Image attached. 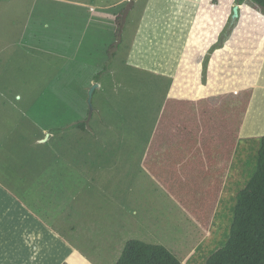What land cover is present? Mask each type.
Wrapping results in <instances>:
<instances>
[{
  "label": "rangeland",
  "instance_id": "374dc122",
  "mask_svg": "<svg viewBox=\"0 0 264 264\" xmlns=\"http://www.w3.org/2000/svg\"><path fill=\"white\" fill-rule=\"evenodd\" d=\"M236 4L0 0V181L93 264H116L133 238L166 246L181 264H205L228 239L237 195L255 170L264 133L256 135L258 130L252 131L249 123L238 135L240 119L251 108L250 87L256 82H248L246 97L243 92L237 101L234 96L240 91L232 90L242 91L243 84L232 76L234 71L255 76L259 61H247L257 47L255 37L264 31L257 26L264 15L244 3L238 22L222 36ZM220 38L225 43L214 50ZM229 39L236 53L228 69L229 83L239 87L219 93L224 88L215 90V83L222 84L224 76L218 65L225 64ZM112 51L116 56L98 81L101 87L93 97L89 126L70 128L87 119L88 90ZM260 89L263 99V84ZM192 96L200 99L203 111L206 106L210 112L214 104L213 121L210 113L189 123ZM226 107L231 109L228 115L238 117L237 133L229 134V144L225 136L223 141L210 136L231 128L220 125ZM198 133L203 142L195 169L207 166V181L218 178L224 186L208 230L170 193L168 177L158 184L142 163L144 152L155 149L147 158L155 164L160 160L162 174L177 179L181 157L172 149L185 150L179 154H186L184 161L192 159L189 155L196 152L188 149L195 148Z\"/></svg>",
  "mask_w": 264,
  "mask_h": 264
},
{
  "label": "trees",
  "instance_id": "16d2710c",
  "mask_svg": "<svg viewBox=\"0 0 264 264\" xmlns=\"http://www.w3.org/2000/svg\"><path fill=\"white\" fill-rule=\"evenodd\" d=\"M235 2L240 5L250 3L264 15V0H235ZM224 43L225 40L220 38L215 44L214 50L221 48ZM115 46L118 48L120 43H117ZM115 56L116 52L112 51L104 69L95 74L94 78L97 82L102 79L103 71L109 69ZM208 60L209 58H207L205 66L203 67V76L205 80L208 70ZM96 90L94 94L97 93ZM241 95L242 92L240 91V94L237 95L239 97L234 96V99L238 98L237 101H240ZM203 98L207 97H201V99ZM231 108L237 111L233 109L234 107L231 106ZM230 111V108H226V118L224 117L225 120L224 122L222 120L220 125L223 123V125L226 126L230 125L231 128L225 127V134L221 133L220 135L218 134L219 136H216L217 134L212 133L210 135L214 138L216 136V138L218 137L222 141L224 140L222 135H224L228 139V144L231 142L229 134L235 136L237 133L235 126L238 120L236 114L231 113L228 115ZM220 114L221 112L217 117ZM215 115V113H211L209 115L210 120L213 121L212 118H214ZM240 121L241 124L237 127L239 128L238 135L243 125V120L240 119ZM87 126H89L87 119L70 124V128L80 130H86ZM59 129L63 130L60 127L57 128V130ZM192 132H196V129L192 130ZM183 135H185V133H183ZM191 135L192 134H189L188 136ZM208 139H210V137ZM183 140L185 141V138ZM261 141L262 143L258 151L255 170L251 173L246 186L237 195L228 239L220 249H216L217 251L215 250L206 259L205 264H264V136H262ZM202 142L203 135L198 133V135L194 137L195 148L188 149L192 152H196V154L189 155L192 156V159H185L184 161V156L186 154L181 156L177 154V158L181 157V159L177 160L178 165L181 166V174L177 179L162 174L161 170L158 168L159 164L153 163L151 158L145 160L144 166L154 175L153 177H155L160 184H163L162 179L165 180V178L168 177V181L170 182L168 184L170 193L177 197L178 201L191 213L194 220L203 230H208L212 225L224 186H221L222 180L220 181L218 178L214 182L207 181V176L205 177V172L207 175L208 170L207 166H205L204 169H195L198 158V147H200ZM205 148L207 149L208 147H203L202 149L205 150ZM173 151L178 152L176 149H173ZM207 155L206 153V156ZM220 188V193L216 195L212 193V191L217 192ZM62 264L69 263L63 262ZM116 264H181V261L171 250L162 244L150 243L133 238L127 241Z\"/></svg>",
  "mask_w": 264,
  "mask_h": 264
},
{
  "label": "crops",
  "instance_id": "0c3cea01",
  "mask_svg": "<svg viewBox=\"0 0 264 264\" xmlns=\"http://www.w3.org/2000/svg\"><path fill=\"white\" fill-rule=\"evenodd\" d=\"M160 2L161 1L157 2V4ZM257 26H262L264 29V21L261 20L258 22ZM255 39L257 40V47L254 49L250 59L247 61L248 63L254 60L259 61L254 74L255 76L252 74L250 77H247L243 76L238 71H234L235 74L232 78L238 80L239 82L241 81L243 85L240 87L237 86L238 84H233L234 86L230 85L229 73L231 71H228V69L231 68V66H234L233 63L236 53L234 48L231 46V41L229 39L226 49H224L226 53V60H222L225 61V64L218 65V67L220 66L219 68L222 76H224V79L222 84L218 82L215 83V90L224 88V91L219 92L222 93L231 91V86L232 88L239 87L242 91L240 89H233V94L241 91L242 93L244 92L243 97H246V84L252 80L253 82H256V84L254 83L250 87L251 91L249 92H251L252 99L250 102L251 106L249 104L248 108H251L246 110L241 131L243 130L244 124L249 125V123H251V130H258L256 135H261L260 132L264 131V98H260V88H262V84L264 87V31L255 37ZM245 41H249V39ZM226 51H228V53ZM242 63L244 66L246 65V61H243ZM211 67H213V71L210 72V77L214 82L213 78L217 76L215 75V61ZM251 77L256 79H252ZM200 88L205 89L203 85H200ZM208 95L209 97L210 95L213 96V94L210 93H207V96ZM204 96L205 95H202L201 97ZM185 100H189V98H186ZM189 102L191 105L187 108L190 117L189 123H193L192 118L198 115L208 117L210 114V112H208L209 107L206 109L204 108L205 111L201 110L199 108V106H201L200 99L197 97L193 98L192 96ZM219 102L221 103L223 100H220ZM221 108L222 107L220 106L217 109L220 111ZM210 111L211 113H215L214 104H212ZM186 116H188L187 113L184 117ZM262 135L264 136V133H262ZM186 136L187 134L184 135V137ZM215 140H219V138L215 137ZM184 145L186 146V142ZM176 150L178 152L173 153L175 157L177 154L179 156L182 151H185L181 149ZM146 151L144 152L146 159L148 157L147 154H150V157H153L152 153L155 152V149H149L147 152ZM142 163L144 165V161ZM157 163L159 165L162 164L160 160H158ZM150 174L154 176L151 172ZM158 184L160 183L158 182ZM6 199H8V203H6ZM63 262H68L69 264H93L91 261L86 259L85 255L79 251L77 246L73 245L72 241L68 239V237L60 231L54 229V227H52L47 220L37 213L35 208L23 201L20 195L13 192L7 183L0 181V264H62Z\"/></svg>",
  "mask_w": 264,
  "mask_h": 264
},
{
  "label": "water",
  "instance_id": "95a60500",
  "mask_svg": "<svg viewBox=\"0 0 264 264\" xmlns=\"http://www.w3.org/2000/svg\"><path fill=\"white\" fill-rule=\"evenodd\" d=\"M241 5L240 4H236L233 7V13L231 15V19L229 22V25L226 29L225 34H223L222 36H226L229 34V32L232 30V28L234 27V25L238 22L239 18H240V14H241ZM101 85L99 82H95L93 85L90 86L89 90H88V99H87V103L89 106V113H88V118H87V122H89V120L91 119L95 108L93 105V97H94V92L97 88H99ZM43 141H46V139H43Z\"/></svg>",
  "mask_w": 264,
  "mask_h": 264
}]
</instances>
